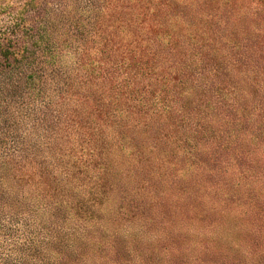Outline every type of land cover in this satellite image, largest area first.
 Returning <instances> with one entry per match:
<instances>
[{
  "label": "trees",
  "instance_id": "obj_1",
  "mask_svg": "<svg viewBox=\"0 0 264 264\" xmlns=\"http://www.w3.org/2000/svg\"><path fill=\"white\" fill-rule=\"evenodd\" d=\"M0 264H264V0H0Z\"/></svg>",
  "mask_w": 264,
  "mask_h": 264
}]
</instances>
